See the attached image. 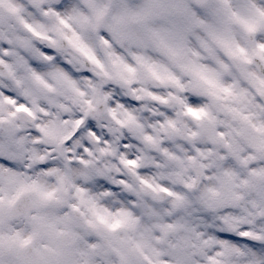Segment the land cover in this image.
<instances>
[{
	"label": "clouds",
	"instance_id": "1",
	"mask_svg": "<svg viewBox=\"0 0 264 264\" xmlns=\"http://www.w3.org/2000/svg\"><path fill=\"white\" fill-rule=\"evenodd\" d=\"M214 262L264 264V0H0V264Z\"/></svg>",
	"mask_w": 264,
	"mask_h": 264
},
{
	"label": "snow or ice",
	"instance_id": "2",
	"mask_svg": "<svg viewBox=\"0 0 264 264\" xmlns=\"http://www.w3.org/2000/svg\"><path fill=\"white\" fill-rule=\"evenodd\" d=\"M15 11V9H13ZM214 264H216V262H214Z\"/></svg>",
	"mask_w": 264,
	"mask_h": 264
}]
</instances>
